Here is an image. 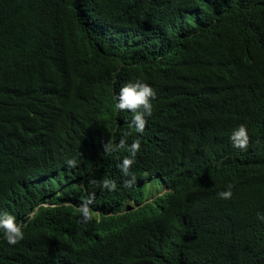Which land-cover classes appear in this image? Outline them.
I'll return each mask as SVG.
<instances>
[{
	"label": "trees",
	"instance_id": "1",
	"mask_svg": "<svg viewBox=\"0 0 264 264\" xmlns=\"http://www.w3.org/2000/svg\"><path fill=\"white\" fill-rule=\"evenodd\" d=\"M88 21L108 33L105 74ZM137 80L156 93L142 134L115 107ZM153 181L166 192L148 202ZM5 211L24 239L0 229V264H264V0H0Z\"/></svg>",
	"mask_w": 264,
	"mask_h": 264
},
{
	"label": "clouds",
	"instance_id": "2",
	"mask_svg": "<svg viewBox=\"0 0 264 264\" xmlns=\"http://www.w3.org/2000/svg\"><path fill=\"white\" fill-rule=\"evenodd\" d=\"M89 27H88V36H92L97 38L92 46L91 49L88 50L87 60L90 66L96 68V74L104 73L108 66H105L100 61V56L102 54V51L104 49V46L107 45L104 39L100 40V37H106L107 32L104 31L102 27L94 24L92 21H88ZM65 53H61L59 60L64 59ZM109 70V69H108ZM107 70V71H108ZM62 88V87H61ZM63 93L70 94V90L67 88L60 89ZM156 96V93L154 89L147 83L141 82L140 80H137L135 82H126L124 85L121 86L120 91L117 95V103L115 107L118 110L124 111H131L134 113L132 124L135 126V129L138 133H143L146 126V120L145 115L150 116L152 114V105L150 103V99H154ZM231 142L234 148H238L241 150H247L250 137L248 135L247 127L246 125H239L236 130L233 131L231 137ZM125 147V140L121 139L119 145L117 148H124ZM105 151H113L114 149L111 147L110 144L104 145ZM140 149V141L139 139L135 140L130 146L129 151L131 153V157H125L122 161V164L120 165L121 171L125 174V176L129 175V168L134 163V158L137 154V152ZM69 166H75V161L69 160L68 161ZM92 183L95 185L96 181H92ZM126 187H131L135 183V177L133 176L131 180H126L125 182ZM102 187L104 189H108L109 191H114L117 187L116 183L111 180L105 179L102 182ZM232 187L233 185H228L227 190L221 191L218 193V196L221 199H231L232 198ZM163 190V188L161 189ZM165 195V194H164ZM156 197H162L161 194H158ZM154 196L151 197V199H148L147 201L150 202ZM94 194L92 197L87 199L85 202H83L77 211L82 214V219L84 223H88L93 219V212L89 208V205L93 202ZM44 206H54L55 204L52 202H44ZM261 219H264V217H261ZM24 225L17 223L16 218L9 214L8 212H2L0 213V229L4 231V239L7 241L9 245L15 246L20 241L24 239V231H23Z\"/></svg>",
	"mask_w": 264,
	"mask_h": 264
},
{
	"label": "rangeland",
	"instance_id": "3",
	"mask_svg": "<svg viewBox=\"0 0 264 264\" xmlns=\"http://www.w3.org/2000/svg\"><path fill=\"white\" fill-rule=\"evenodd\" d=\"M158 194H161V196H164V191L161 190L160 187L155 185V182H151L147 184L145 187V197L151 198L152 196L156 197Z\"/></svg>",
	"mask_w": 264,
	"mask_h": 264
},
{
	"label": "bare ground",
	"instance_id": "4",
	"mask_svg": "<svg viewBox=\"0 0 264 264\" xmlns=\"http://www.w3.org/2000/svg\"><path fill=\"white\" fill-rule=\"evenodd\" d=\"M44 192V191H43ZM47 199V198H46Z\"/></svg>",
	"mask_w": 264,
	"mask_h": 264
}]
</instances>
